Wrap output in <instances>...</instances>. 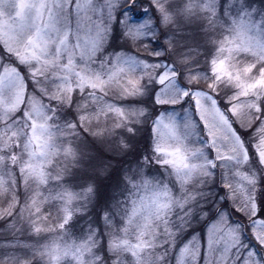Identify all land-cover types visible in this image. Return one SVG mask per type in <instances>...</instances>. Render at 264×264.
<instances>
[{
	"label": "snow or ice",
	"instance_id": "obj_1",
	"mask_svg": "<svg viewBox=\"0 0 264 264\" xmlns=\"http://www.w3.org/2000/svg\"><path fill=\"white\" fill-rule=\"evenodd\" d=\"M0 190L5 264H264V0H0Z\"/></svg>",
	"mask_w": 264,
	"mask_h": 264
},
{
	"label": "clouds",
	"instance_id": "obj_2",
	"mask_svg": "<svg viewBox=\"0 0 264 264\" xmlns=\"http://www.w3.org/2000/svg\"><path fill=\"white\" fill-rule=\"evenodd\" d=\"M119 99V97H116ZM141 131L135 134L134 138H129L127 135L124 136V143L122 145V150H117L115 143L111 138H108L105 141L93 140L92 137H89L88 140L83 142V151L85 153V160L90 156L103 155L106 159L110 158L115 167L119 168L121 166H127L129 163H132V158L136 156L137 152L141 151L145 144L148 143L149 131L146 126H140ZM112 143V151L106 149V144ZM140 159H143V156H140ZM106 175V174H104ZM104 175L100 176V180H104ZM157 183L161 188H167V194H170L173 197H177L181 194L182 191L196 190L199 189L200 184L204 183L203 179L195 172H190L185 180L181 183H177L175 179V173L169 169H161L160 173L157 174ZM217 183L219 179L217 178ZM216 193L219 194L220 189H215ZM5 191L0 190V199H4ZM46 237V239H45ZM42 242H51L57 239L56 233L53 232L51 235L47 233L42 234ZM0 264H5L3 259H0ZM21 264H25L24 261H21ZM26 264H44L39 256L31 257Z\"/></svg>",
	"mask_w": 264,
	"mask_h": 264
},
{
	"label": "rangeland",
	"instance_id": "obj_3",
	"mask_svg": "<svg viewBox=\"0 0 264 264\" xmlns=\"http://www.w3.org/2000/svg\"><path fill=\"white\" fill-rule=\"evenodd\" d=\"M2 204H3V200L0 199V205H2ZM0 228H2V223H0Z\"/></svg>",
	"mask_w": 264,
	"mask_h": 264
}]
</instances>
